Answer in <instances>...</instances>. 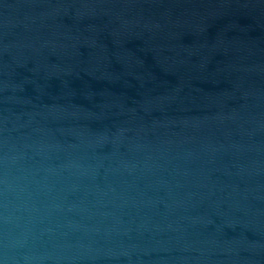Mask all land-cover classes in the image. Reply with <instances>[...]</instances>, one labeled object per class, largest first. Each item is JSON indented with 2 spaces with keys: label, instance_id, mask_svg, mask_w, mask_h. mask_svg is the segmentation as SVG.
<instances>
[{
  "label": "water",
  "instance_id": "obj_1",
  "mask_svg": "<svg viewBox=\"0 0 264 264\" xmlns=\"http://www.w3.org/2000/svg\"><path fill=\"white\" fill-rule=\"evenodd\" d=\"M0 264H264V0H0Z\"/></svg>",
  "mask_w": 264,
  "mask_h": 264
}]
</instances>
